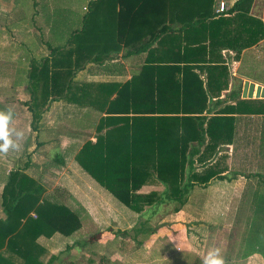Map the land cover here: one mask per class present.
<instances>
[{
  "label": "trees",
  "instance_id": "1",
  "mask_svg": "<svg viewBox=\"0 0 264 264\" xmlns=\"http://www.w3.org/2000/svg\"><path fill=\"white\" fill-rule=\"evenodd\" d=\"M252 1L234 0L228 15L217 16L210 10L212 0H139L130 6L123 4L122 8L131 12L139 11L143 25L147 22V26H154V32L145 45L135 49L147 53L140 70L122 83L73 81V75L84 65L82 60L87 58L88 23L101 28L102 0L90 3L89 12L82 15L77 28L71 27L74 21L63 17L68 8L63 12L62 8L51 10L44 17L51 24L50 30L54 24L67 23L70 29L60 31L63 42L45 41L48 55L30 62L27 80L31 94L27 106L31 126L35 128L49 100L94 107L101 114L94 125L95 140L80 145L74 155L76 163L133 212L142 213L145 206L154 212L168 201L177 202L175 211L178 210L193 185L222 177L219 169L206 163L219 145L232 141L233 114L264 113V107L252 108L254 101L262 99L239 98L240 90L235 91L234 104L212 109L224 100L218 96L228 85L226 78L221 80L227 66L213 60L214 52L233 50L238 57L264 37V19L250 13ZM167 6L175 13L194 9L195 19L176 18L184 31L199 29L206 38L194 47L149 46L162 39L159 36L167 25L158 13ZM150 13L156 15L152 23ZM196 70L206 72L207 78L202 79ZM195 164L201 169L197 170ZM151 182L161 184L162 191H140ZM42 194L43 186L28 174L19 170L9 173L1 192L5 218L0 219V264H50L53 255L44 258L47 249L39 238L55 233L68 236L80 228L77 210ZM252 210L259 218L251 217L247 223L240 240V258L257 252L264 259V207L255 205Z\"/></svg>",
  "mask_w": 264,
  "mask_h": 264
},
{
  "label": "crops",
  "instance_id": "2",
  "mask_svg": "<svg viewBox=\"0 0 264 264\" xmlns=\"http://www.w3.org/2000/svg\"><path fill=\"white\" fill-rule=\"evenodd\" d=\"M93 1L95 0H83L80 17L73 22L72 28L80 26L82 15L89 12L90 3ZM138 1L102 0L99 12L101 28L95 29L93 22L88 23L86 27L85 47L87 50L85 57L87 58L82 60L83 67L73 75L75 83H122L140 70L147 53L145 50L135 51V49L145 45L144 42H147L150 33L154 32V26H147V22L143 25L142 14L136 9L131 12L122 8L125 4L130 6ZM216 1L212 0L211 2V12H214ZM233 1L227 2L228 5L231 6ZM72 2L74 0H0V42L7 33H23L19 43L8 45L0 43V49L10 47L4 55V62L0 64L12 67V71L10 67H0V76L7 77L8 75L10 77L6 83L0 82V110L10 108L13 116L8 127L22 132L20 137L13 136L19 145L17 149H10L6 153L0 152V219L5 218V212L1 205V192L8 180L9 173L19 170L28 174L27 170L30 164L24 169V162L20 160L21 158L27 155L34 159L36 154L52 151L58 162L55 165L64 170L63 174H69L72 177L71 184L73 183V185H70V193L77 202L75 207L81 216V226L68 236L55 233L49 238H39V242L47 249L44 258L53 255L50 264H194L192 260H198V263L195 264H204L209 250L196 251L197 248L192 242L194 231L190 230L189 225L185 228L183 227L184 223L176 222L177 213H186V219L190 220V216L185 212L186 209L201 207L202 213L196 217L198 225L207 230L206 237L209 236V230H213L209 237H212L213 234L214 237H221L219 231L225 228L227 208L237 212L230 213L229 224L232 225L233 222L235 226H231V228L234 229L242 209L250 210L255 207L257 198L263 197L264 199V169L255 168V160H259L261 165L264 164V113L233 114L235 120L232 141L229 144L219 145L217 151L206 163V165L213 164L215 168L219 169V175L222 177H214L206 184L193 185L187 200L179 210L160 215L158 210L166 202L157 206L154 212L148 209V206H145L147 209L142 213L129 210L89 176L74 160L75 153L84 141L95 140L94 125L101 115L97 109L88 104L78 105L63 99L49 100L44 106L35 128L31 126V113L27 106L31 91L28 88L27 73L31 61H39L48 54L46 52L43 56L38 57L32 54L36 45L34 39L30 42L29 31L31 26L35 29V23L30 16L33 14L38 17L37 30L54 32V29L50 30V26L46 25L45 14L55 8H68L73 12ZM40 3H43L45 9H41ZM254 6L253 3L250 13L256 16L258 14L252 12ZM158 16L164 17V23L167 26L159 36V38L162 36V39L159 42L150 43L151 47L172 49L185 45L194 47L206 38V33L203 31L200 33L199 29L188 28L184 31L180 27L179 18H176L183 16L184 20L188 17L195 19L196 11L194 9L175 13L167 6L158 13ZM148 17L149 23H152L154 20L151 18H156V15L150 13ZM68 26V23L60 25L55 28V31L70 29ZM24 33H27L26 40ZM261 42L262 40L245 48L238 57L234 55L233 50L221 49L214 52L213 60L227 66V73L221 76V80L226 78L228 85L226 89L221 90L218 96L224 100L215 105L212 108L213 111L226 104L235 103L237 89L232 86V82L237 80L236 77L240 78L242 82L243 78H248L255 83L264 85L262 79L249 76L248 69H246L247 60L254 59L251 57L253 48H258ZM30 43L33 45L30 46ZM14 46L20 52H13ZM37 48L41 49V45H38ZM107 49L108 51H106ZM0 60L2 59L0 58ZM199 74L202 79L207 78L206 72H199ZM231 92L234 93V97L231 96ZM261 117L262 120H258ZM81 122H83V126L80 128L72 127ZM63 124L73 125H70L72 128L68 129L69 132L61 133L60 128H63ZM240 128L243 132H240ZM50 129L58 139L46 137L52 135ZM30 131H32V135ZM80 133H82L83 140L76 136ZM61 138L62 140H59ZM61 145L63 149H61ZM72 146H75L74 152L71 154V158L65 162L58 152L67 151ZM26 163H28V159ZM198 167L201 169V165ZM162 189L161 184L151 182L144 184L140 191H162ZM194 192H203L204 197L201 203L196 204V201L191 198V193ZM210 194L213 197L210 198ZM252 212L253 210L245 217L244 223L247 224L250 221ZM168 229L177 230V235L174 236L175 233L169 235ZM144 232H147L146 236H144ZM92 234H97L96 241L93 236L92 241L87 239V236ZM197 234L203 237L201 229L197 230ZM68 238L69 242L66 241ZM91 246L93 248H90ZM260 258L264 263L260 253L254 252L246 257L247 262L252 260L261 264Z\"/></svg>",
  "mask_w": 264,
  "mask_h": 264
},
{
  "label": "rangeland",
  "instance_id": "3",
  "mask_svg": "<svg viewBox=\"0 0 264 264\" xmlns=\"http://www.w3.org/2000/svg\"><path fill=\"white\" fill-rule=\"evenodd\" d=\"M226 1L228 3H231L233 0H226ZM82 2H83V0H74V2H72V4H71L73 6V9H72L73 12L69 13V10H66L63 13V17H65V19L67 18L69 20V22L76 21L80 17L79 15L81 14V11H82L81 10V3ZM253 3L255 4V6H254L252 12L258 14L259 16L258 15H256V16L260 17L261 19H264V0H253L251 5ZM40 7H41V9H45L43 6V3H40ZM30 10H32V9L30 8ZM250 10H251V8H250ZM63 11H64V9L62 8V12ZM30 17L33 18L32 21L35 23V25H34L35 29H33V27L31 26L30 31H29L30 35H31V38H30L31 41L30 42H32L33 39L35 40L36 49H33L34 51L32 53L34 56L38 57L40 55L43 56V54L46 52H47V54L49 53V48H48L45 41H49L50 43L54 44V42H63L65 40L64 37H60L61 33L58 32V30L55 31V28L60 27V26H58V24H54L55 25L54 26L55 27L54 32L41 31V30H37V27H36V25L39 23L38 17L36 15H33V14H31ZM46 25L51 26V24H49L47 22H46ZM62 25H66V24H62ZM22 34L23 33H20V32H18V33L17 32L7 33L5 38H3L0 43H3V45H8L10 43L11 44L19 43L23 37ZM24 37H25L24 39L26 40L27 33H24ZM261 40H262V42L260 43V46L258 48H253V52L251 53V57H253L254 59L247 60V68L246 69H248L247 74H249V76H251L253 78H258L260 80L262 79L264 81V37ZM32 45H33V43H30V46H32ZM38 45H41V49L37 48ZM9 48L0 49V58L2 59V60H0V63L4 62V58H5L4 55L6 52L9 51ZM16 49L17 48L14 46L13 52L19 50V49H17V50ZM17 52H20V51H17ZM257 54H258V56L256 57ZM0 67H3V68L10 67L11 71H12V67L10 65L0 64ZM236 79H237L236 81L232 82L233 83L232 86H235L237 90H241V86H242L243 82L238 77H236ZM9 80H10V77L8 75H7V77L4 75L0 76V82L1 83H6ZM239 98H241V92H240ZM259 107H264V99L258 100L254 104H252V108L258 109ZM70 114H72V113H70ZM258 120H262V117L258 118ZM70 125L63 124V128H60V132L61 133H67V132H69L68 129H70L72 127L73 128H78V127L80 128L81 126H83V122L79 123L78 124L79 126L77 124H74V125L72 124L73 126L71 125L72 126L71 127ZM49 131L52 132V135H50V136L48 135L46 137L52 138V139L53 138L58 139L57 136L54 135L52 129H50ZM240 132H243V130L241 128H240ZM30 134L32 135V131H30ZM81 134L82 133L77 134L76 136L80 137L83 140ZM59 140H62V138ZM61 147H62V145H61ZM74 147L75 146L68 148L67 151L58 152L60 157L65 162H67L71 158V154H73V152H74ZM61 149H63V147ZM54 151H56V150H54ZM27 159H28V163H26ZM20 160H23V162H24L23 163L24 169L26 168V166H28L30 164L27 172H28L30 177H32L36 182L39 181L38 183L43 186V194L42 195L44 197H46L50 200L56 201V202L64 203L72 209L75 207V205L77 206L76 200L71 196V193H70V189H71L70 185H73V183L71 184V182H73L72 177L69 176V174L68 175L63 174L64 170L62 168H60L58 165H55V164H58V162L55 158L54 152L50 151V153H49L47 151V152H42V154H39V155L36 154V156H34V159L31 156L25 155ZM259 162H260L259 160H255V168H257V169L263 168L264 169V164L261 165V164H259ZM195 166H196V168L200 169V167H198L199 166L198 164H195ZM191 195H192L191 198H193L196 201V204L201 203V200L204 197L203 192L202 193L194 192V193H191ZM211 196L212 195L210 194V198H211ZM177 205H178V203L175 201H168V202H166L160 206V208L158 210L159 214L161 215L164 213L165 214L166 213H174ZM256 206L264 207L263 197L257 198ZM252 209L253 208H250V210H248V208L242 209V213H240V215H238L239 218H237L238 223L236 224V227L233 229V228H231V226H235V224H233V222H232V225H231V223L229 224L230 219H231L230 213L234 214V212H236V211L227 208L226 209L227 214H226V219H225L226 220L225 228H222L219 231V234H221V237L220 236L214 237L213 236L214 234L212 235V237H209L210 234L213 233L212 232L213 230H209L211 233L209 232V236L206 237L207 230L205 228L202 229L201 225L200 226L198 225V223H197L198 218H196V217H199L198 215L202 213L201 207L200 208L199 207H197V208L192 207L190 209H186L185 212H187V215L190 216V220L186 219V213L185 214L182 212L177 213V221L176 222H180L181 224L184 223L183 227H185V228H187L189 225L190 230L194 231L193 236H192V242H193V244H195V247L197 248L196 251H198V250L204 251L205 249L210 251L214 248L218 249L219 255L224 260V264H228V263L229 264H259V263H255L252 260H250V262H247L246 258H242V259L240 258V253H241V251H240V240H241L242 235L247 230V224L244 223L243 220H245V217L251 212ZM75 210H76V207H75ZM215 210H216V208H215ZM127 215H128V213H127ZM251 217H254L255 220H258V218H259V216L256 215V212L252 213ZM209 227H210V225H209ZM198 229H201V231L203 233V237L198 236V234H197ZM167 232L169 235L174 234V233H175L174 236L177 235V230L171 231L168 229ZM92 236L95 238L94 241H96L97 234L89 235V236H87V239L92 241V239H91ZM200 238H202V239H200ZM65 239H67V238H65ZM261 240L263 241V244H264V240L263 239H261ZM66 241L69 242V238ZM62 244L64 245L63 242H62ZM90 248H93V246H91ZM247 248H249V247H247ZM263 250H264V245H263ZM192 261L194 264L198 263V260H195V261L192 260ZM259 261L261 262V264H264L261 261V258Z\"/></svg>",
  "mask_w": 264,
  "mask_h": 264
},
{
  "label": "clouds",
  "instance_id": "4",
  "mask_svg": "<svg viewBox=\"0 0 264 264\" xmlns=\"http://www.w3.org/2000/svg\"><path fill=\"white\" fill-rule=\"evenodd\" d=\"M12 116L13 112L10 108L0 110V152L6 153L10 149L15 150L19 147L13 136L20 137L22 132L8 127ZM204 264H224L223 258L219 255V250L215 248L210 250L204 259Z\"/></svg>",
  "mask_w": 264,
  "mask_h": 264
},
{
  "label": "water",
  "instance_id": "5",
  "mask_svg": "<svg viewBox=\"0 0 264 264\" xmlns=\"http://www.w3.org/2000/svg\"><path fill=\"white\" fill-rule=\"evenodd\" d=\"M241 98H264V85L255 83L251 79L243 78Z\"/></svg>",
  "mask_w": 264,
  "mask_h": 264
},
{
  "label": "built area",
  "instance_id": "6",
  "mask_svg": "<svg viewBox=\"0 0 264 264\" xmlns=\"http://www.w3.org/2000/svg\"><path fill=\"white\" fill-rule=\"evenodd\" d=\"M230 8V5H228L226 0H217L214 8V12L216 14H223L228 15V9Z\"/></svg>",
  "mask_w": 264,
  "mask_h": 264
}]
</instances>
